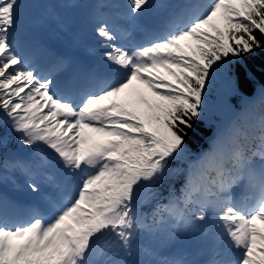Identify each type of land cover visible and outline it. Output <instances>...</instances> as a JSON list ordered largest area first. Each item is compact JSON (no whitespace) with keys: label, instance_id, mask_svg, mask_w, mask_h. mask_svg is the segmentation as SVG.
Wrapping results in <instances>:
<instances>
[{"label":"snow or ice","instance_id":"obj_1","mask_svg":"<svg viewBox=\"0 0 264 264\" xmlns=\"http://www.w3.org/2000/svg\"><path fill=\"white\" fill-rule=\"evenodd\" d=\"M150 6V0H127L124 16L133 20ZM23 7L20 0H0V146L15 138L42 154L38 166L10 162L29 174L28 187L41 203L25 219L0 198V264H96L101 242L130 255L137 230L148 227L140 190L159 185L170 162L187 151L213 76L264 49V0H204L141 40H125L102 11L120 5L96 4L102 70L65 83L58 79L67 67L63 58L41 52L40 64L21 47ZM240 70L230 77L235 86ZM208 164L215 176L200 184L190 179L181 191L185 204L197 205L195 220L211 213L236 252L212 264H264V228L256 223L264 224V170L255 172L239 151L214 152L201 169ZM49 168L59 177L46 178L54 188L45 194L33 174ZM240 185L245 194L238 200L233 189ZM161 208L184 219L186 209L171 192L153 216Z\"/></svg>","mask_w":264,"mask_h":264},{"label":"rangeland","instance_id":"obj_2","mask_svg":"<svg viewBox=\"0 0 264 264\" xmlns=\"http://www.w3.org/2000/svg\"><path fill=\"white\" fill-rule=\"evenodd\" d=\"M47 0L37 2L31 0H20L24 5L21 16V26L18 33V39L21 47L26 52H35L33 59L37 63L44 64L45 57L40 55L41 52H53L59 54L66 61V65L73 60L74 56L82 59V63L92 67L93 72L102 70L101 56L102 49L99 44V37L96 36L92 17L95 12V5L103 3L105 5H120V8L107 7L102 11L108 13L111 17L110 23L120 31L122 37L126 40L131 36L135 40L143 39L145 32L152 31L150 26L164 27L174 16L179 12L186 10L189 5H197L204 0H150L151 6L140 17L129 20L124 16L127 0H65V2H57L55 6L60 9V17L55 16V9L51 7ZM28 15H33L28 19V24H24V20ZM27 25V26H26ZM125 25V28L122 26ZM147 25V26H146ZM47 46L52 47L51 51L47 50ZM67 68V67H66ZM58 73V79L63 76L64 72ZM76 74H81L80 66ZM143 89V86H139ZM218 136L214 138L213 150L220 151V146L226 147V136L219 131ZM220 141V142H219ZM261 142V143H260ZM254 153L261 160L253 161L247 159L250 167L255 172L264 170V143L259 141L256 143ZM27 151L18 149L15 154H12L6 163L8 167L0 166V198L7 201L9 205L14 206V210L23 218L28 216L33 206L41 203L40 193H34L28 187L29 174L23 169L11 167L10 162L15 160L30 161L34 165H39L43 159L42 154H38L33 149L24 148ZM224 151V150H222ZM234 163L230 167H234ZM52 176L54 179L59 177V174L49 168L41 175L33 174V178L40 184L41 192L48 193L54 186L50 185L47 177ZM244 185L237 186L233 192L238 193V190ZM7 194H5V193ZM25 195L29 198L28 206H20L17 202L19 196ZM239 195V194H238ZM242 197L239 195V199ZM183 220L186 221L184 218ZM188 222H185V224ZM258 226L264 228V224L256 222ZM203 231L193 237L191 228L182 230L177 235H172L169 238V247L175 245L173 254L165 253V256L143 257L139 261L142 264H212L213 261H221L231 259L236 252L231 249L227 238L222 235V229L219 224L212 218L211 213L206 223L203 222ZM198 230V229H197ZM205 234V235H202ZM206 236L211 237V241L206 240ZM196 238V239H195ZM198 238V239H197ZM103 244V242H101ZM214 245L213 250L205 251L202 245ZM159 249V253H160ZM210 254V255H209ZM209 255V256H208ZM215 257H212L214 256ZM120 260L114 256L108 264H115ZM98 264V263H96Z\"/></svg>","mask_w":264,"mask_h":264},{"label":"trees","instance_id":"obj_3","mask_svg":"<svg viewBox=\"0 0 264 264\" xmlns=\"http://www.w3.org/2000/svg\"><path fill=\"white\" fill-rule=\"evenodd\" d=\"M37 2L38 0H31ZM42 2L47 0H40ZM65 0H52L49 4L55 9V16L60 13L55 4ZM28 15L24 24H28ZM260 34L257 33V36ZM240 62H234L221 69L213 76L206 92V110L204 116L193 125V129L187 135V151L182 153L176 160L170 162V171L164 180L157 186H146L140 190L141 211L146 214L144 224L148 227L137 230L134 248L130 255L125 256L122 249H104L103 244L97 245L96 253L92 259L101 264H108L114 256L126 259L131 264H142L140 257L165 256V253L173 254L175 247H169V238L179 234L182 230L191 228L193 237L203 231V222L196 221L192 210L197 207L193 201L184 203L182 188L191 179L200 184L210 181L215 176L212 164L201 169V162L210 156L213 150L214 138L222 131L226 136L225 155L230 156L234 152H241L246 159L256 158L254 145L259 141L264 143V49H256L253 54L244 56ZM240 66V83L235 86L230 77L236 74V68ZM261 143V142H260ZM26 147L20 146L15 138L0 146V166H3L8 158L15 154L18 149L27 151ZM222 153V152H220ZM224 154V153H223ZM232 163L229 164V167ZM202 173V174H201ZM170 192L178 200V207L186 209L185 220L177 221L168 211L161 208L156 212L157 205H167ZM195 199V197L193 198ZM164 221V223H160ZM207 221V220H206ZM204 221V223H206ZM185 222H188L185 224ZM198 229V230H197ZM205 235V234H202ZM196 239V238H195ZM198 239V238H197ZM207 241L211 237L206 236ZM202 245L207 252L214 249L212 243ZM159 249L161 250L159 253ZM113 251L117 254L113 255Z\"/></svg>","mask_w":264,"mask_h":264},{"label":"bare ground","instance_id":"obj_4","mask_svg":"<svg viewBox=\"0 0 264 264\" xmlns=\"http://www.w3.org/2000/svg\"><path fill=\"white\" fill-rule=\"evenodd\" d=\"M126 26L125 25H123L122 26V28H125ZM150 30H152V31H155V27L151 24V26H150ZM50 54H52L53 56H55V57H60L59 56V54H57V53H55V55H54V51L51 53V52H49ZM73 59L74 60H76V62H77V66H75V68L70 72V73H65V76H64V78H63V80H62V78H60V82L61 83H65V82H67L68 80H70V79H72L75 75H76V73L75 72H77V68H78V66H80V65H85V64H82V59H80L79 57H77V56H74L73 57ZM85 67H88V66H83L82 67V69L83 68H85ZM82 74V73H81ZM5 193V192H4ZM5 194H7V193H5Z\"/></svg>","mask_w":264,"mask_h":264}]
</instances>
